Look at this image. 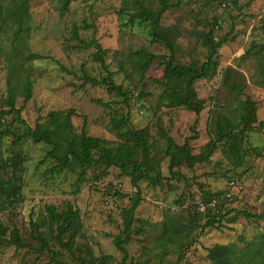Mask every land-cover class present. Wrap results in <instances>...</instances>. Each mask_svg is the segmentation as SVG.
I'll list each match as a JSON object with an SVG mask.
<instances>
[{"label":"rangeland","instance_id":"obj_1","mask_svg":"<svg viewBox=\"0 0 264 264\" xmlns=\"http://www.w3.org/2000/svg\"><path fill=\"white\" fill-rule=\"evenodd\" d=\"M12 1L0 0V5L9 7ZM64 1L29 0L30 31L16 39L11 21L0 31V108L9 110L8 80L13 73L33 80L28 101L17 79L12 80L21 114L8 115L3 127L19 135L27 126L34 129L48 120L51 112L71 110L77 135L86 125L89 136L118 144L125 142L130 128H148L153 175L160 174L162 180H140L135 188L116 167L108 175L104 166L82 168L75 161L61 168L47 158L50 146L31 139L15 145V138L0 135V182L11 174L9 164L16 155L25 158L21 195L7 200L0 191V226L7 230L5 238L0 236V264H81L82 257L91 256H108L111 264H120L123 253L114 240L125 238L122 212L138 195L141 205L125 245L136 263L210 264L208 250L214 245L243 246L242 238L264 234V218L245 216L264 215V0H169L173 7L164 14L161 28L173 43L177 63L201 68L210 54L205 37L211 34L216 42L227 37L215 57L214 75L195 84L205 102L200 116L184 108H160L164 87L159 82L171 52L166 43L153 41L148 23L128 22L136 12L129 0H73L62 11ZM146 5L155 12L162 9L159 0H146ZM75 25L81 39L100 41L107 70L95 60L94 48H75L81 46L74 37ZM139 51L160 56L144 78L134 68ZM109 75L127 98L105 87L82 86L84 76L103 80ZM247 98L256 103L257 123L244 135L240 151H227L219 143L209 160L192 169L184 165L173 174L166 155L168 139L183 145L194 137L191 152L200 156L216 134L218 120L227 116L239 124L240 105ZM228 192L231 196L225 198ZM209 194L217 196L225 215L214 227L206 226L208 217L192 212ZM69 204L82 221L72 252L56 242L47 214L49 206L62 212ZM167 216L174 217L180 229L172 240ZM15 229L26 248L9 242Z\"/></svg>","mask_w":264,"mask_h":264},{"label":"trees","instance_id":"obj_2","mask_svg":"<svg viewBox=\"0 0 264 264\" xmlns=\"http://www.w3.org/2000/svg\"><path fill=\"white\" fill-rule=\"evenodd\" d=\"M73 0H65L62 11L68 10ZM128 1V0H125ZM162 9L159 12L153 11L146 5V0H129L132 8L136 10L131 13L128 22L134 25L136 22L148 23L152 29V38L154 42H164L168 46L171 55L165 63V73L162 80L159 82L164 91L160 96V108L168 109L184 108L188 111L194 112L200 116L205 109V102L198 97L195 89V84L199 80H204L212 77L215 73L217 63L215 57L218 55L219 49L227 42V37L221 38L219 41H214L212 35L205 37L206 46L210 49V54L207 61L198 68L195 65H184L177 63L174 58L175 49L173 43L169 41L166 34H163L161 28V21L164 14L173 7L169 0H159ZM226 6V5H224ZM7 21H11L16 26L14 36L20 39L23 34L30 31L32 26V16L30 13L29 0H13L12 5L4 7L0 5V31L6 30ZM218 27V23H217ZM79 26H74V37L79 40L81 46L76 45L75 48L90 49L94 48L96 53L94 58L102 67L107 70L104 52L100 41L96 38L91 40L81 39L78 33ZM16 50V49H15ZM33 57L41 58L39 55ZM160 56L139 51L134 58V68L143 78L149 71L152 64L158 60ZM17 79V86L22 91L25 101H28L33 96V80L29 77H20L17 74H12L9 77L10 96L7 99V107L9 110L0 108V135L6 137H13L16 139L15 145H18L24 139H31L36 143H44L51 147L47 154V158L55 160L59 163L61 168H69L72 161L78 163L82 168H92L97 165L104 166L106 175L112 167H116L122 171L123 174L131 178L132 185L137 188L138 181L149 180L154 182H161L160 174L153 175L154 167L151 163L152 144L150 143V130L148 128L136 130L130 128L129 132L124 135L126 137L123 143H112L98 137L89 136L86 132V125L80 135H77L71 117L74 112H51L48 115V120L45 122H38L33 129L27 126V129L17 135L12 128H4L3 122L10 114H16L20 118L21 109L17 108L16 98L12 92V80ZM92 84L97 87H105L108 93H119L127 98L126 93L123 92L121 86L116 85L112 76L109 75L103 80H98L90 76H84L82 86ZM103 104L102 101H98ZM107 105V104H106ZM241 114L239 124L234 123L229 117L224 116L222 120L216 123L217 132L211 135L210 142L205 146V151L200 156L193 155L191 152V142L195 139L189 137L183 145H178L172 138L168 139V148L166 151L167 157L170 158V170L174 174V170L186 165L188 168L200 162L207 161L211 158L213 153L219 148V143L224 144L227 151H240L244 135L253 130L254 124L257 123V109L256 103L250 98H247L240 105ZM23 122V121H21ZM197 119L192 130L198 125ZM224 124H227L225 127ZM264 129V123L260 125ZM25 158L22 155H16L9 164L11 174L7 178H3L0 182L1 194L7 200H13L21 195V183L23 179ZM234 183V182H233ZM230 194L228 192L225 195ZM231 195V194H230ZM216 199L218 205L215 209L208 208L205 214L198 211V205L192 210L198 216L208 217L206 226L214 227L218 222L225 217L222 215V210L219 207V199L217 196L209 194L202 203L208 204ZM141 205L140 195L133 201L130 208L124 209L122 217L124 219V235L125 238L116 237L114 244L123 253V259L120 264H140L136 263L130 258L129 253L125 247L133 234L135 224L136 212ZM48 219L50 221L54 238L56 242L64 249L72 252L75 247L77 237L82 230L81 216L78 210L69 204L67 208L58 212L56 207H47ZM248 219L256 218L263 219L264 215H250L245 214ZM167 227L169 230L168 239L178 236L180 229L176 226L174 217L167 216ZM6 229L0 226V236L6 237ZM9 242L19 248H26V244L19 236V231L14 230L10 235ZM239 243H231L227 245L216 244L208 250L210 264H264V234L259 233L252 239H241ZM43 248H48L45 240H42ZM108 256L99 258L82 257L81 264H111ZM55 264H64L61 261H56Z\"/></svg>","mask_w":264,"mask_h":264},{"label":"built area","instance_id":"obj_3","mask_svg":"<svg viewBox=\"0 0 264 264\" xmlns=\"http://www.w3.org/2000/svg\"><path fill=\"white\" fill-rule=\"evenodd\" d=\"M221 22H219L220 24ZM234 185V183H232ZM231 195L228 194L227 197H230ZM218 205V201L216 199L212 200L211 202H209L208 204H205V203H199L198 205V211L201 213V214H205L207 212V209L208 208H212V209H215Z\"/></svg>","mask_w":264,"mask_h":264}]
</instances>
